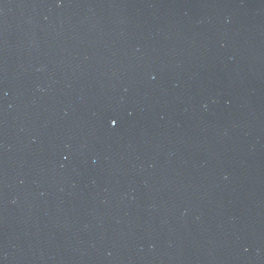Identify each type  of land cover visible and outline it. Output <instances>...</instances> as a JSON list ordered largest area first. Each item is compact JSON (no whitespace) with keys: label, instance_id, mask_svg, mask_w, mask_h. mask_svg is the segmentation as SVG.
<instances>
[{"label":"water","instance_id":"water-1","mask_svg":"<svg viewBox=\"0 0 264 264\" xmlns=\"http://www.w3.org/2000/svg\"><path fill=\"white\" fill-rule=\"evenodd\" d=\"M0 264H264V0H0Z\"/></svg>","mask_w":264,"mask_h":264},{"label":"snow or ice","instance_id":"snow-or-ice-1","mask_svg":"<svg viewBox=\"0 0 264 264\" xmlns=\"http://www.w3.org/2000/svg\"><path fill=\"white\" fill-rule=\"evenodd\" d=\"M113 123H115V121H113Z\"/></svg>","mask_w":264,"mask_h":264}]
</instances>
